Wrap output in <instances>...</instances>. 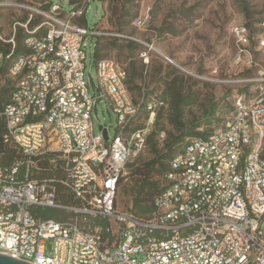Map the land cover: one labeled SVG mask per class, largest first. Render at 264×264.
<instances>
[{"label":"built area","instance_id":"2783aa9c","mask_svg":"<svg viewBox=\"0 0 264 264\" xmlns=\"http://www.w3.org/2000/svg\"><path fill=\"white\" fill-rule=\"evenodd\" d=\"M89 2L67 13L52 1L43 21L33 28L31 18L15 23L7 40L0 28V40L11 44L0 50V70L14 56L17 25L29 33L27 52L0 72V96L12 86L0 107V252L33 264H264V92L237 96L222 128L188 139L171 159L150 214L119 209L127 167L166 103L137 100L127 65L96 59L95 51L91 75L89 36L135 38L77 23ZM233 32L236 62L251 64L249 28ZM100 103L117 114L120 132L112 138L103 125L108 138L95 132ZM143 111L144 123L125 135ZM7 146L17 153L9 163ZM47 158L50 167L41 164ZM58 188L68 202L58 199ZM46 207L59 209V217L36 210Z\"/></svg>","mask_w":264,"mask_h":264},{"label":"rangeland","instance_id":"374dc122","mask_svg":"<svg viewBox=\"0 0 264 264\" xmlns=\"http://www.w3.org/2000/svg\"><path fill=\"white\" fill-rule=\"evenodd\" d=\"M50 0H0V28L4 39L13 34L14 24L23 22V18L44 20L42 11H48L44 6ZM59 3L67 13L75 8L71 0H52ZM248 9L244 10L240 0H137L131 4L132 11L138 6L139 17L145 19L141 27L135 20L129 24L124 34L131 36L140 45L127 46L126 38L119 37L118 45L109 48L102 57L124 62L132 74V92L137 100L147 96L160 95L168 72L181 77L184 95L197 96L195 104L187 106L183 122L192 124L199 120L204 123L206 111L215 106L219 121L212 124L204 123L199 129L216 131L222 128L232 116L227 112V104L234 106L235 99L244 95L252 99L264 92V0H245ZM130 0H117L118 7ZM247 11V12H245ZM84 26L90 30L96 28L102 32L117 33L111 20L112 11L109 0H90L85 14ZM77 19V23H79ZM251 22L253 41L250 49L253 62L251 64L237 63L239 51L238 40L233 30L238 25ZM19 27V25H17ZM112 35L105 34L87 40L88 70L96 78V59L93 52L96 46H104L112 40ZM5 42V41H4ZM122 42V43H121ZM96 44V46H95ZM171 75L169 77L172 78ZM159 127H164L159 138L165 140L169 133L178 134L176 126L171 122L172 110L169 102L162 109ZM143 111L133 122L131 128L142 125L145 121ZM95 132H100V126L108 128L114 137L120 132L117 114L106 103H100L93 112ZM132 130H128V135ZM152 154L146 146L134 154L131 161L134 166L142 164L151 158ZM49 167L48 164H42ZM128 166L130 173L134 168ZM153 180L162 187L164 180L160 174H155ZM134 177L130 173L128 179L120 188L117 207L121 210H131L133 194L130 191Z\"/></svg>","mask_w":264,"mask_h":264},{"label":"trees","instance_id":"16d2710c","mask_svg":"<svg viewBox=\"0 0 264 264\" xmlns=\"http://www.w3.org/2000/svg\"><path fill=\"white\" fill-rule=\"evenodd\" d=\"M84 0H71V2L77 8ZM104 1V0H101ZM137 0H130V2H124L119 7L117 6V0H109V6L112 11L111 17L112 22L116 26L115 31L117 33H123L126 27L131 24L135 19L139 17V10L138 6L136 9L131 8L132 2ZM52 0H50L47 4H45L44 8L49 9L51 6ZM240 3L244 10L248 9V3L245 0H240ZM247 12V11H245ZM79 24L83 25L86 23V17L82 16L79 18ZM27 21V17L23 18V22ZM39 24V20L32 18L29 22V25L33 28ZM246 26L249 28L250 31V38L253 41V34H252V25L251 22H247ZM29 36L23 27H17L16 32V49L14 51V56L12 60H10L5 67L1 68L0 72L5 73L9 66L22 54L27 52V48L25 47V39ZM119 37L113 36L111 41H108L104 46H96L95 49V58H106L102 57L103 53L107 51L109 48H115L118 45ZM126 45L137 47L140 44L135 40L126 38ZM122 43V42H121ZM10 43L4 42L0 40V50L4 52H9L10 50ZM120 62V61H119ZM124 63V62H122ZM127 73H128V83L131 90H133L136 86L132 85L133 77L129 71V66L127 65ZM174 72H168V80L165 82V87L163 88L161 94L154 95V96H147L146 92L144 94L145 102L150 100L151 98H158L165 103L169 102L170 108L172 110V118L170 119L172 124L176 126L178 130V134L169 133L168 137L161 141L159 138V134L161 131H164V127H159V119L161 118L162 109L158 111L157 118L154 124L153 129L147 136V144L146 146L149 148L152 156L148 160H145L142 164H138L134 166L132 162L129 163L128 166L134 168L131 170V174L134 177V183L131 188V192L133 194L132 198V208L131 211L137 215L145 216L152 212L153 210V200L154 197L161 191L162 187H159V183L156 180H153V176L155 174H160L164 180V175L170 170V161L171 159L179 152V150L183 147V145L188 141V139L193 137H207L211 135L214 131L209 129L200 130L199 128L204 124H212L215 121H219L221 118L220 116L216 115L215 106L209 108L204 116V123L203 121L199 120L192 124H186L183 122L184 111L187 106L193 105L197 101V96L194 95H184L183 89L181 86V77L174 74L172 78L169 79ZM11 84H7L3 87L2 93L0 96V107H2L3 102H7L9 100V95L11 91ZM227 112H234L235 105L231 106L227 104L226 108ZM141 125H137L134 128H129L131 130L138 129ZM3 125L0 126V139L2 136ZM17 157L16 150L10 146L5 148L4 154V161L9 163L13 161ZM41 164H48L50 167L49 159H45L41 162ZM130 173L128 175L130 176ZM48 176L54 175V171H49L47 174ZM123 185V182L121 186ZM120 186V188H121ZM64 188H58L57 197L62 202H68V198L64 195ZM120 191V189H119ZM119 194V192H118ZM33 208L32 210H34ZM36 210L39 211V214L43 215L44 217H59L60 210L56 208H37ZM107 220L103 218H97L95 223L98 225L106 224Z\"/></svg>","mask_w":264,"mask_h":264},{"label":"water","instance_id":"95a60500","mask_svg":"<svg viewBox=\"0 0 264 264\" xmlns=\"http://www.w3.org/2000/svg\"><path fill=\"white\" fill-rule=\"evenodd\" d=\"M100 129H103L105 137L108 138L107 129L104 128L102 125L100 126ZM0 264H33V263L0 252Z\"/></svg>","mask_w":264,"mask_h":264}]
</instances>
